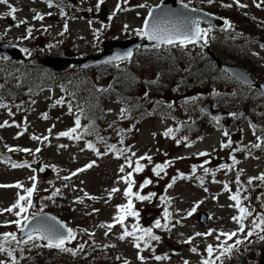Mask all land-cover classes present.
Returning a JSON list of instances; mask_svg holds the SVG:
<instances>
[{
  "label": "rangeland",
  "instance_id": "obj_1",
  "mask_svg": "<svg viewBox=\"0 0 264 264\" xmlns=\"http://www.w3.org/2000/svg\"><path fill=\"white\" fill-rule=\"evenodd\" d=\"M52 1L54 3L58 0ZM158 1L128 0L125 4L123 0H103L98 8L99 0H59L58 5L51 6L45 1L31 3L29 0H9L8 4L0 3V38L5 42L24 43L28 48V54L30 53V59L47 54L53 56L72 55L76 52L92 54L99 51L100 43L105 39L123 40L139 36L136 30L141 29L148 6ZM182 1L189 4L209 3L208 0ZM118 2L124 10H116ZM211 4L212 8L230 16L240 28L231 29L229 32L222 30L220 33L216 30L210 31L208 40L213 42L212 51L233 61L234 57L242 56L247 64L252 65V73L263 76L264 0H239V3L236 0H212ZM258 4L261 6L257 7ZM9 5L17 9L14 13L15 20L7 15ZM114 11L116 14L113 16ZM83 12L87 13L86 18L82 16ZM33 13H40L43 19H33L31 17ZM5 17L11 19L13 24L9 25ZM20 20L27 22L17 27L16 24ZM28 27L32 28L30 38L21 39L27 35ZM240 32L244 34H237ZM244 36L248 39L245 40ZM203 56V51L180 44L154 52L139 50L130 62L131 65L137 66L145 78V84L138 87V92L148 89L149 92L155 93L157 101L165 105L161 106V110H166L168 114L161 115L152 110V114L142 120L140 125L129 124L123 119L126 114L121 115L123 108L121 103L110 100L105 107L104 118L99 123V132L90 138L84 131L86 122L83 117L80 118V127L72 134V138L59 135L75 127L77 105L71 104L70 112L69 104L65 102L56 104L57 100L54 97L57 93L52 96V91L44 90L35 97L22 95V101L27 100V103L33 105L26 113L22 112L21 107L12 106L16 101L0 100V105H3L0 107V124L8 122L6 126L0 127V153L15 149L12 151L13 154L19 155L21 161L27 162V159H30L41 164L39 169L31 168V163L22 169L0 165V185H15L17 182L23 185V188L0 187V209L8 208L9 204L14 202L17 193H24V188L32 187L33 182L29 178L35 175L38 200L40 196V200H44L45 204L70 224L78 225L85 234V236L77 234L74 239L66 242V247L76 250L75 255L55 248L41 250L39 240L34 239L22 245H19L18 241L12 242V252L19 254H14L15 258L22 253L30 252L37 264L42 259L47 264H59L63 262L62 257L70 254L71 259L77 264H90V261L97 262L107 254L118 253L119 258H110L117 264H122V261H127L128 264H184L185 261L188 264H202L203 260L209 259L206 251L208 245L214 247L213 254H216L220 250L217 245L241 239L243 242L237 250L221 257L216 264H252L249 261L252 256L259 259L260 252H264V240L259 239V236L264 235V231L253 229L252 225L257 214L264 215L262 207L264 182L254 179L249 184L248 181L250 177L264 174V151L262 152V147L255 148L251 144L255 138L252 129L260 136L259 126L264 127V101L260 110H256L252 105L254 111L249 113L250 106L241 109L245 105H237L240 100L233 98L235 90L229 85L214 82L212 86L206 83L197 86L198 75L209 77L207 71L202 68V60H205L204 64L207 62ZM3 62L2 60L0 62V76L6 79L10 77L7 75L8 72L12 79L16 70L11 68L17 66L16 62ZM193 63L199 69L198 75L190 74ZM222 81H225V78ZM158 82H161L160 85H157ZM241 90L242 94L248 93L244 88ZM224 96L225 99L232 97L229 105L231 109L218 120L220 122L211 126L203 119H199L200 106L204 101H217L215 103L217 107ZM61 99L62 95L59 94L58 100ZM171 107L174 108L173 114ZM240 110L244 112V121L234 119ZM230 113L234 115H229ZM43 114H47V118H44ZM250 117L253 118L251 125L254 127H250L247 122ZM186 125H195L199 132L194 144L189 147L185 139L187 132L181 127ZM169 128L173 131L165 135ZM225 131L228 133L227 136L224 135ZM33 136L41 139H32ZM45 136L48 137L47 140L43 139ZM76 136L80 138L76 139ZM229 140L232 143L228 147L221 146L228 145ZM89 143L93 145L92 148L86 146ZM111 145H115V148H110ZM25 148L31 151H20ZM37 148L40 149L39 152L35 151ZM237 148L238 151L235 150ZM97 152L101 155L98 156ZM199 153L205 155H198ZM145 155L150 156L152 162L149 163L146 159L140 161L145 168L137 174L133 172L132 178H135L133 191H140L142 195L154 192L156 196L151 201H137L133 198L134 209L139 213V217L129 216L121 226L114 223L117 205L127 203V198L121 191L124 186L120 188L121 183L126 182L120 177L135 167L129 166L127 160L130 159L132 164H135L137 158ZM228 157L230 163L225 165L229 167L213 164L215 158ZM202 159H206L207 163L201 162ZM165 161L171 163L160 177L155 176L152 168L155 164H162ZM90 163L93 166L85 168V165ZM122 165L124 172H120ZM82 168L84 171H77ZM204 168H208L209 172L205 173ZM41 169L50 171L47 178L42 176ZM65 177L68 179H64ZM173 177H176L175 181ZM145 178L151 179L153 183L140 189L139 185ZM169 184L172 185L170 188ZM225 184L228 185L227 191L224 189ZM112 187H118L120 191L112 193L109 198ZM238 189H242V205L252 212V216L243 220L245 231L252 230L253 235L245 240L248 232H237V237L225 240V237L221 236L218 241L216 237L221 232L230 233L237 231L239 227L231 219L239 215V212L229 199ZM55 190H59L56 198L52 196ZM161 196L167 199L162 202ZM245 196L247 199H244ZM40 200V206L44 207ZM164 206L168 208L171 216L167 221L168 228L153 227V234L161 237L159 241H147L149 247L145 248V241H134L133 237L119 239L124 229L132 231L134 224L138 223L142 228L152 227L156 219H160L164 224ZM194 206L196 211L188 216L187 213ZM94 209L96 211H93ZM35 210L36 208L32 206L26 214L30 213L31 216ZM200 210L209 213V220L205 226H201L197 220ZM16 219L13 213L0 214V234L16 229L15 224L7 223ZM108 224H113V227L107 228ZM210 230V235H195L197 232L208 233ZM189 237L192 239L186 243ZM135 242L140 243L139 249L135 247ZM33 244L38 246L33 247ZM81 244L84 245L83 249L79 248ZM255 245L259 247L256 250ZM192 248H196L197 251H191ZM256 251L258 253H255ZM139 256H143L144 260H140ZM156 256L166 258L156 260ZM0 258L8 264L10 257L5 251L0 252Z\"/></svg>",
  "mask_w": 264,
  "mask_h": 264
},
{
  "label": "snow or ice",
  "instance_id": "obj_2",
  "mask_svg": "<svg viewBox=\"0 0 264 264\" xmlns=\"http://www.w3.org/2000/svg\"><path fill=\"white\" fill-rule=\"evenodd\" d=\"M47 2L49 3V6L52 5V0H47ZM128 0H123V3L127 4ZM209 3H212V0H208ZM237 3H239V0H236ZM0 3L2 4H8V0H0ZM103 3V0H99L97 7H100V4ZM145 5H138V7H144ZM225 6H230V5H225ZM241 7H243L244 5H240ZM261 5H257V7H260ZM116 10H124L121 8V3L118 2L116 4ZM17 11V9L11 5H9V11L7 13L8 16H11L14 20L16 19L14 13ZM116 14V12L114 11L112 13V15L114 16ZM61 15H63V11H61ZM153 15V10L149 9V16ZM33 19L35 20H42L43 16L40 13H35L33 16ZM27 21L26 20H20L18 21V23L16 24L17 27H19L22 24H25ZM227 24V21L225 22ZM230 26V25H229ZM67 29V24H65V30ZM125 29H127V25H125ZM207 29H202L199 27L198 22L195 21H190L187 24L183 25V27H178V26H172V27H162L159 25L158 22L153 21L150 24V21L148 19H145L144 21V26L141 29L136 30L137 35H144L146 36L149 40H154V41H158L159 43H164V44H168V45H172L175 44L177 42H179L180 45H185L187 43H195L198 40L204 39L206 34H207ZM27 35L22 37L21 39H28L31 36L32 33V28L28 27L26 29ZM206 42V41H205ZM159 43H157V47L159 46ZM23 51L28 52L27 49H23ZM30 54V53H29ZM128 56H131V52L125 53L124 56H116L113 57V59L116 60H120V59H124ZM5 59H7L5 57ZM195 99V98H193ZM56 104H61L63 103V99L61 100H57L55 102ZM0 107H3V105H0ZM69 111H72V105L69 104ZM125 112V109H121V115H123V113ZM44 118H47V114H43ZM229 115H234L232 113H230ZM216 119V118H214ZM218 123V120H217ZM8 124L7 121L4 122V124H0V127H4ZM80 127V120L79 117H77L76 121H75V127L69 129L68 131L65 132H61L59 133L60 136H68L70 138H72V134L75 133L77 131V129ZM250 127H254L253 125L250 124ZM173 130L171 128H169L164 134L168 135L172 132ZM19 135V134H18ZM224 135L227 136L228 133L225 131ZM76 139H79V136L75 137ZM32 139H41L40 137H36L33 136ZM44 140H47L48 137L45 136L43 137ZM186 139V138H185ZM256 139L259 141L261 140V137H256ZM177 143H179V141H177ZM231 140H229L228 145L222 144V147H228L231 144ZM88 148H92L93 145L92 144H87L86 145ZM110 148H115V145H111L109 146ZM252 147L255 148H260L261 144L257 143L252 145ZM10 151H14L15 149H9ZM235 150H239L238 148ZM20 151L23 152H30V149H20ZM36 152H39L40 149L37 148L35 149ZM126 151V149H125ZM97 155H101V153L97 152ZM133 155H135L133 153ZM198 155H205V153H199ZM147 160L149 163L152 162V158L150 156H142L136 159L135 161V167L132 168V171L128 172L125 176L120 177V179L124 180L127 184V186L123 189V194L124 196L127 198V203L126 204H121V205H117V214L114 217V223H118L121 226L124 225V221L127 217L131 216V217H139V213L134 209V205H133V198H135V200L137 201H151L153 197L156 196V193L154 192H150L147 195H142L140 191H133V185L135 183V181L132 179L133 176V172L139 173L142 172L145 168V165L140 163L141 160ZM233 161L234 163H236L235 158L233 157ZM94 163V162H93ZM126 163L129 164V166H131L132 161L129 159L126 161ZM171 163V161H165L162 164H155L154 167L152 168V172L154 173L155 176L160 177L161 173L164 171L165 168H167L169 166V164ZM205 163H207V161H205ZM23 165H18V164H12V167H21ZM92 163L85 165V168H90L92 167ZM221 167H229L227 165H222ZM41 171H43V169H41ZM78 172L84 171V169H77ZM193 171H195V166H193ZM120 172H124V166L122 165L120 168ZM204 172L207 173L209 172L208 168H204ZM73 175H75V173H73ZM181 176L183 174H180ZM33 184L32 187H28V188H24V194H20L17 193V199L15 200L14 203H12L8 208H4V209H0V214L4 213V212H9V213H13L17 219L13 220V221H8L7 223H12L15 224L17 226V228L21 231L24 232V234L26 235L27 239L22 240V241H18V243H24V244H28L29 242L33 241L34 239H43L46 240L47 243L44 245V247L47 248H55L58 249L62 252H71L73 255L76 254V250L74 249H70L68 247H66V242L71 241L72 239L75 238V233L71 228H66L64 225H59V228H40V227H30L29 226V221L33 218L32 216L27 215L26 213L28 212V209L32 207V194L36 188V176L33 175L29 178ZM64 179H68V177H65ZM176 177H173V181H175ZM260 180L262 182H264V174H261L258 177H250L248 183L251 184L253 180ZM202 182V181H201ZM239 182V174L237 175V183ZM153 181L149 178H145L143 180V182L139 185L140 189H144L145 187H147L148 185L152 184ZM172 185L169 184L168 187L170 188ZM0 187H16V188H23V185L20 182H17L15 185H0ZM224 189L227 191L228 189V185L225 184L224 185ZM59 190H57L56 192H53V196H55L57 194ZM119 191V189L117 188H113L110 190L109 192V198H111L112 193H115ZM205 191H207V189H205ZM85 195L87 196L88 194L85 193ZM90 199H95V197H89ZM215 198V197H214ZM161 201H165L167 198L161 196L160 197ZM230 200L234 201V205H232L233 207H235L238 212L239 215H235L233 216L231 219L233 221H235L239 227L237 229V231H233V232H221L219 235H217V240H220V237L223 236L225 237V240H230L232 239V237H236L237 236V232H244L245 231V225L243 223V220L247 217L252 216V212L247 208L244 207L241 203V197H240V190L238 189L234 194H232L229 197ZM244 199H247V197L245 196ZM262 207H264V205H262ZM18 209V210H17ZM16 210V211H14ZM93 211H96L95 209ZM196 211V206H194L188 213V216H191L194 212ZM24 214V215H22ZM35 215V214H33ZM171 213L168 211L167 207H165L164 212H163V217L165 219V223L162 224L160 219H156L153 223L152 227H147V228H142L140 227V225L134 224L132 225V231H128L127 228L124 229L123 233L119 236V239L124 240L126 237H133L136 241H145L144 243V247L147 248L149 247V244L147 241H159L161 239L160 236L158 235H154L153 234V227L154 228H168V219L170 218ZM258 220V222H257ZM177 223H179V221H177ZM262 226H264V215L262 214H257V218L253 220V225L252 228L253 229H261L262 231H264V228H262ZM101 227H104V225H101ZM113 227V224H108L107 228L111 229ZM62 229L64 231H62ZM34 233H38V235L34 236ZM139 233V235L137 234ZM211 234V230L208 233H199L197 232L195 235L196 236H201V235H210ZM105 235H107V233H105ZM253 235V231L249 230L247 233V236L244 237V239L246 240L248 238V236ZM191 237H189L187 242L191 241ZM259 239L264 240V235L259 236ZM17 241V236L16 233L13 232H4L2 234H0V252H7V255L9 257L12 258V264H18V262L16 261V258L13 256V252L11 249H6L5 248V244L9 241ZM243 241L241 239H236L235 241V245L233 244H226L224 242H222L221 244L217 245V247L220 249L219 251V255L215 257L216 260H219L221 257L226 256L227 254H230L233 250L234 246L240 245ZM38 245L33 244V247H37ZM84 245L81 244L79 245L80 249H83ZM135 247L136 248H140V243H135ZM191 251L196 252L197 249L196 248H192ZM206 251L208 253V257L209 259H205L202 261V264H214L213 259H211V257L213 256V253L215 251L214 247L212 245H208L206 248ZM140 260H144L143 256H139L138 257ZM162 258H166V257H161V256H156L155 259L156 260H160ZM0 264H5V261L0 260ZM125 264H128L127 261H125ZM184 264H188L187 261L184 262Z\"/></svg>",
  "mask_w": 264,
  "mask_h": 264
},
{
  "label": "trees",
  "instance_id": "obj_3",
  "mask_svg": "<svg viewBox=\"0 0 264 264\" xmlns=\"http://www.w3.org/2000/svg\"><path fill=\"white\" fill-rule=\"evenodd\" d=\"M111 66H113V68L104 70L99 74L96 73L93 81L87 78L84 83L82 82L83 85L76 81V76L67 80L66 83H63V91L66 94L68 92L70 97L76 100L71 99L72 102H75L77 105V110L82 114L84 121H86L85 131L88 135H96L99 132V123L104 118L105 107L110 100L121 103L123 106L122 109H125L126 114L123 119L129 124L138 122L140 124L142 118L152 113L151 110L152 107H154L156 96L155 93L149 92L148 89L144 92H138V87L145 84V78L140 75L137 68L127 62L115 63L111 64ZM207 74L209 77L203 79L205 83L212 85V78L215 77V73ZM55 83L56 79L53 82H50L49 78L32 79L30 75L27 74L19 81L17 90L0 87V97L3 99L4 97L17 98L21 93H25V91L31 92L33 90H39L44 86H53ZM228 85L232 86L236 92L240 91L236 83ZM80 86L81 88L84 87L86 91L84 94L77 93V89ZM23 87H26V90H22ZM164 106L165 105H162V107ZM172 111L173 108L171 109V112ZM205 118L204 116L199 117V119H203L206 124H209L210 121ZM255 246L256 248L258 247V245ZM94 257L95 256H93V258ZM119 257L118 253L107 254L99 258L97 262L90 261V264H117L110 258ZM62 261L63 262L59 264H75L70 257H62ZM124 262L125 261H122V264H124Z\"/></svg>",
  "mask_w": 264,
  "mask_h": 264
},
{
  "label": "water",
  "instance_id": "obj_4",
  "mask_svg": "<svg viewBox=\"0 0 264 264\" xmlns=\"http://www.w3.org/2000/svg\"><path fill=\"white\" fill-rule=\"evenodd\" d=\"M153 10V15L148 16V20L151 22L156 21L162 27H172L178 26L183 27L190 21L198 22L200 20L206 21L212 25H222L223 21L221 18L209 14L202 10L190 9L183 3L177 2L175 0H162L158 5L151 7ZM158 41L149 40L147 37L144 40H137L135 38L124 40V41H105L103 42V51L100 55L87 56L83 59H55V58H45L42 62L55 70H61L68 66V64L81 63L87 59L91 60L89 63L85 64L84 67H93L99 66L108 62L117 61L113 59L116 56H124L125 53L131 52V55L134 49L140 47L143 44H157ZM11 45H2L0 44V55L6 57L7 59L19 58L20 54L13 50ZM212 59L215 63L224 71L228 72L229 75L233 78H236L244 85H256L264 94V81H256L252 76L246 71L245 68L239 66L225 65L217 57H215L211 52ZM130 57V56H128ZM126 57V58H128ZM121 60V59H120ZM55 63V64H54ZM201 111L212 117H220L224 111L222 109H215L212 106L210 101H206L201 106ZM263 138V136L261 137ZM218 163H224V161H219ZM37 167V164H34ZM48 214V215H47ZM43 216V217H41ZM46 217V218H44ZM207 213L201 211L198 215V219L202 224L207 222ZM44 218V219H43ZM30 227H40V228H59V225H63L56 217L49 213H42L36 216L28 222ZM62 231H64L62 229ZM17 236L22 238L26 236L24 232L20 230L17 233ZM42 242L47 243L46 240L41 239ZM263 256V257H262ZM262 262L264 263V255L262 254Z\"/></svg>",
  "mask_w": 264,
  "mask_h": 264
},
{
  "label": "flooded vegetation",
  "instance_id": "obj_5",
  "mask_svg": "<svg viewBox=\"0 0 264 264\" xmlns=\"http://www.w3.org/2000/svg\"><path fill=\"white\" fill-rule=\"evenodd\" d=\"M5 43V42H4ZM240 54H238V56H239ZM234 61H236V62H240V63H242V64H245V65H247V63L243 60V57L242 56H240V57H234ZM251 67L252 66H250L249 68H250V70H251ZM256 77H258V78H262V76H258V75H256ZM264 132V131H263ZM256 262H257V257H255V256H252L251 257V263L252 264H256Z\"/></svg>",
  "mask_w": 264,
  "mask_h": 264
}]
</instances>
